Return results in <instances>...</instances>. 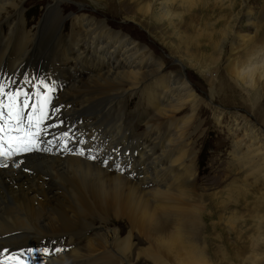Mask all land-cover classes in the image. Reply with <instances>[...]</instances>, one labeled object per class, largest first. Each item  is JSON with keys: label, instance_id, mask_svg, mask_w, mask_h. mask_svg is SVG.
I'll return each instance as SVG.
<instances>
[{"label": "bare ground", "instance_id": "bare-ground-1", "mask_svg": "<svg viewBox=\"0 0 264 264\" xmlns=\"http://www.w3.org/2000/svg\"><path fill=\"white\" fill-rule=\"evenodd\" d=\"M64 1L50 0L37 32L25 38L10 63L15 37L25 22L18 0H0V34L4 20L14 17L16 21L9 37L0 40V85H23L26 103L35 106L32 110L40 112L43 105L48 113L33 130L41 144L0 159L4 165L0 166V264H147L142 262L144 258L132 259L137 252L150 257L153 264H211L198 238L202 231V207L196 192L198 150L190 129L197 117L195 89L181 74L160 73L164 64L148 46L115 31L104 19L70 14L73 25L63 37ZM173 1L163 3V11L158 13L149 11L148 6L142 13L153 12L162 20H172L176 17L169 10ZM125 40L128 45L121 51L118 69L93 67L102 66L105 57L111 60L105 52L117 50ZM72 52L74 71H79L88 56V66L95 73L89 80L80 79V84L74 81L64 91L61 88L55 94L54 109L44 100L53 93L54 85L45 90L37 84L29 89L25 85L31 79L21 80L16 75L35 61L41 66L48 64L44 68L51 72L49 80L55 84L59 74L68 71L58 63L67 66L63 56L69 59ZM138 55L133 67L131 60ZM259 60L257 57L255 63ZM253 65L248 69L251 74L259 70ZM259 73L264 78V68ZM152 77L154 82L149 84ZM159 82V87L154 86ZM136 93L151 109L141 136L134 135L133 125L129 126L138 109L129 112L125 107ZM189 102L193 111L184 120L179 115ZM250 121L246 118L243 126H230L229 132L237 135L232 143V162L241 169V187L262 188L264 132ZM87 138L82 149H76L78 141ZM159 145L164 149L151 158ZM100 147L103 150L96 155ZM112 152L116 155L109 163L115 166L109 169L101 165L99 156ZM173 154L177 156L172 162ZM76 179L83 182V189L76 185ZM85 180L91 181L88 187ZM239 221L232 218L222 224L231 232ZM121 233L128 235L122 238ZM79 234L83 235L75 238ZM64 235L73 241L67 250L69 244L60 242ZM261 250L252 257V264L262 263L264 247Z\"/></svg>", "mask_w": 264, "mask_h": 264}, {"label": "rangeland", "instance_id": "rangeland-1", "mask_svg": "<svg viewBox=\"0 0 264 264\" xmlns=\"http://www.w3.org/2000/svg\"><path fill=\"white\" fill-rule=\"evenodd\" d=\"M167 1L65 0L61 2V10L66 15V19L60 23L61 35L64 37L70 33L73 25L70 17L72 14L104 19L115 31H123L128 37L148 46L164 64L163 72L160 73L165 72L170 75L177 73L188 79L197 93L195 102L197 117L190 129L194 130L193 140L198 150L196 192L202 207V231L198 234L201 247H206V256L211 264H252V257L259 254L264 247L262 241L264 186L262 188L254 186L252 189L240 186L241 169L232 162L234 156L231 154L232 143L237 139V135L230 133L229 129L233 124L239 123V127L243 126L247 118L251 119L250 123L256 124V128L264 132V78L259 76L260 68L261 70L264 68V0H174L169 7V10L176 15L172 20L166 18L162 20L153 12L142 13L148 11L145 6L149 7V11H157L156 13L163 11L162 4ZM18 2L19 11H22V23L25 24L24 26L22 24L23 27L15 37L10 63L14 62L13 54L22 47L25 38L37 32L36 27L50 4V0H18ZM183 2L185 4H182ZM4 21L1 23L4 29L0 34V40L9 37L11 30L16 27L14 17ZM127 43L128 40L122 41L117 46V50L106 51L105 54H109L111 60L105 57L102 66L93 65V67L96 66L100 70L109 65V68L118 69L119 56ZM99 44L100 42L98 46ZM65 49L67 47L62 53ZM90 50L87 49L88 53L92 54ZM192 53H195L194 57ZM63 57L68 65L58 64L68 71L61 72L55 81V84L61 83L57 87L58 92L61 88L64 91L65 87L74 81L80 84V79L89 80L90 76L94 75L95 72L91 66H88V56L82 60L79 71H74L72 68L76 60L73 52L69 54V59ZM139 57L138 55L131 60L133 67L137 66L136 61ZM257 57L260 60L255 63ZM251 63L259 67L254 74L248 71L254 66H251ZM29 67L37 70L39 64L31 61ZM30 82L29 85H33L32 79ZM147 82L153 83L154 78L148 79ZM160 83L154 86L159 87ZM39 92L43 91L39 90ZM192 106V102L187 103L179 116H184V120L188 118L192 114ZM125 107L129 112L138 109V116L131 120L129 126L133 125L134 135H143L147 128V115L151 113L146 99L136 93L125 103ZM89 139H80L76 149L81 150ZM163 149L164 147L159 145L151 158ZM101 150L102 147L97 149L95 154L99 155ZM115 155L116 153L112 152L106 157L99 156L101 165L109 169L114 168V163L109 162ZM123 156L124 154L121 155L120 161ZM176 156L177 154L172 155V162ZM262 162L264 165V154ZM85 181L88 187L91 181ZM76 185L79 188L84 186L78 179ZM58 191L60 190H56ZM39 199L44 201L46 198L39 197ZM232 218L240 221L233 224L230 232L224 228L222 222ZM111 228L119 231L117 226L112 225ZM129 232L130 228H128ZM128 233H121L122 238ZM81 235L83 234L76 235L75 238ZM258 237L261 239L259 240ZM142 238L147 246L145 237ZM134 241L136 242V239ZM60 242L63 246L69 244L65 250L73 245L68 235L62 236ZM147 257L139 256L137 252L132 259L137 261L144 258L142 262L153 264L150 257ZM261 264H264V259Z\"/></svg>", "mask_w": 264, "mask_h": 264}, {"label": "snow or ice", "instance_id": "snow-or-ice-1", "mask_svg": "<svg viewBox=\"0 0 264 264\" xmlns=\"http://www.w3.org/2000/svg\"><path fill=\"white\" fill-rule=\"evenodd\" d=\"M3 93V87L0 86V94ZM22 95L21 93H16L9 97L10 103L8 105H3L0 101V157H11V155L19 151H31L32 137L38 135L33 133L31 128L33 126V121H35L36 127L42 119L46 118V113L43 111V105L40 106V115L31 116L27 122V128L24 124V112L19 106L18 98ZM46 102V100H45ZM26 102H24V107H29ZM7 107V117H5L4 108ZM35 110V106H32ZM13 133H16L13 135ZM7 145V148H5ZM0 166H4L0 164ZM56 251H61L57 249Z\"/></svg>", "mask_w": 264, "mask_h": 264}]
</instances>
